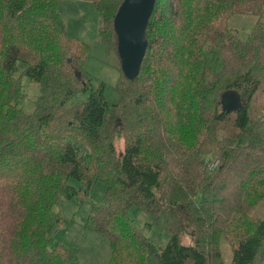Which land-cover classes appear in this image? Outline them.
<instances>
[{
	"label": "trees",
	"instance_id": "16d2710c",
	"mask_svg": "<svg viewBox=\"0 0 264 264\" xmlns=\"http://www.w3.org/2000/svg\"><path fill=\"white\" fill-rule=\"evenodd\" d=\"M58 1L0 0V264H70L68 249L47 247L60 192L80 191L68 178L83 194L104 183L83 227L107 239L112 264H220L221 234L229 264H264V216L242 211L264 197V0H154L138 72H120L111 104L84 73L87 46ZM88 1L96 41L115 52L122 0ZM235 13L255 16L243 37L227 26ZM20 76L38 84L31 113ZM77 92L86 98L67 104ZM205 151L215 168L184 178L176 166ZM133 206L169 232L163 246L128 216Z\"/></svg>",
	"mask_w": 264,
	"mask_h": 264
},
{
	"label": "rangeland",
	"instance_id": "374dc122",
	"mask_svg": "<svg viewBox=\"0 0 264 264\" xmlns=\"http://www.w3.org/2000/svg\"><path fill=\"white\" fill-rule=\"evenodd\" d=\"M56 5L68 34L87 46L82 63L84 73L92 84H102V95L107 103L118 102L120 96L115 89V83L120 77L118 57L112 49H106L102 43L96 41L97 13L92 3L88 0H59ZM254 20L255 16L251 13H235L227 19V26L243 37L250 30ZM19 88L23 93L19 105L23 112L31 113L34 99L38 94V84L25 76H20ZM85 98V92H77L68 99L67 104L83 101ZM113 145L115 153L121 151L122 138L115 137ZM207 152L199 153L196 158L188 157L176 166L186 171L184 178L197 179L198 176L200 178V175L206 173L207 166L204 160L207 159L208 162H211L217 159L213 156L214 153L206 154ZM202 155L203 158L200 162ZM66 184L71 186L72 190L80 191L73 193L72 198L67 196L64 191L60 192L57 203L53 206L54 210L59 211L60 219L56 223L53 233L49 235L47 247L52 248L58 243L68 249L72 256L70 264H112L107 239L83 227V218L86 216L90 204L103 199L104 183L93 182L84 194L81 183L68 178ZM242 211L252 219L262 218L264 216V197L243 208ZM127 214L137 226L142 228L153 243L160 247L166 243L169 232L159 224L149 226L151 218L142 210L133 206L128 209ZM159 222H161V218ZM181 230L179 235L182 242L190 243L188 227H182ZM231 245L227 235L221 234L218 237L220 264H229ZM210 264L219 263L213 261Z\"/></svg>",
	"mask_w": 264,
	"mask_h": 264
},
{
	"label": "water",
	"instance_id": "95a60500",
	"mask_svg": "<svg viewBox=\"0 0 264 264\" xmlns=\"http://www.w3.org/2000/svg\"><path fill=\"white\" fill-rule=\"evenodd\" d=\"M154 0H122L112 18L115 52L121 74L136 76L146 47L144 29Z\"/></svg>",
	"mask_w": 264,
	"mask_h": 264
},
{
	"label": "built area",
	"instance_id": "2783aa9c",
	"mask_svg": "<svg viewBox=\"0 0 264 264\" xmlns=\"http://www.w3.org/2000/svg\"><path fill=\"white\" fill-rule=\"evenodd\" d=\"M217 161H218V160L215 159L214 161L208 162V160L205 159V160H204V163L206 164L207 169H213V168L216 166Z\"/></svg>",
	"mask_w": 264,
	"mask_h": 264
},
{
	"label": "crops",
	"instance_id": "0c3cea01",
	"mask_svg": "<svg viewBox=\"0 0 264 264\" xmlns=\"http://www.w3.org/2000/svg\"><path fill=\"white\" fill-rule=\"evenodd\" d=\"M58 10V9H57Z\"/></svg>",
	"mask_w": 264,
	"mask_h": 264
}]
</instances>
